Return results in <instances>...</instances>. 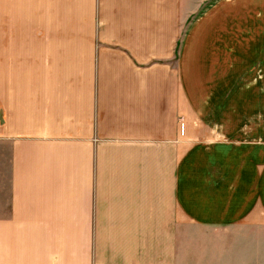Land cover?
Listing matches in <instances>:
<instances>
[{
  "label": "crops",
  "instance_id": "1",
  "mask_svg": "<svg viewBox=\"0 0 264 264\" xmlns=\"http://www.w3.org/2000/svg\"><path fill=\"white\" fill-rule=\"evenodd\" d=\"M262 14L0 0V264H264V142L235 141L264 129L234 91Z\"/></svg>",
  "mask_w": 264,
  "mask_h": 264
},
{
  "label": "rangeland",
  "instance_id": "2",
  "mask_svg": "<svg viewBox=\"0 0 264 264\" xmlns=\"http://www.w3.org/2000/svg\"><path fill=\"white\" fill-rule=\"evenodd\" d=\"M225 1H227V0H225ZM252 4L254 6H256V4H254V3H252ZM255 15L256 14H253V18L256 19ZM261 18H264L263 14H262ZM262 24H261V26H257V25L252 26V31H254L253 29L255 28V32L260 33L261 36H263L264 35V25H262ZM256 28H258V29H256ZM241 84H244L245 86H247L249 88L245 87V89H244V88L239 87V85H241ZM235 85H236V88L234 91H235V113H236V117H239V118L244 117V114H243V112H244L245 117L247 116V118H246L247 120L245 122H247L246 124L250 125L251 129L258 127L259 125L261 126V129H264V70L262 68H261V70H259V66L257 65L254 68V70L249 72V73H237L235 75ZM252 86H254V87H252ZM209 91L210 90H208V92ZM226 92H227V90L219 89L218 90V96L219 97L220 96L226 97ZM213 95H216V93H213ZM243 97L245 98L244 102H240V101H243ZM207 102L209 104L203 105V111L204 112H207V111L212 112L213 109L215 111L214 105H211L212 102L209 98L206 101V103ZM240 120L241 119L236 120V121H240ZM238 124H243V122H240ZM244 139H250V142L252 145L258 144L257 142L259 140L264 142V140L262 138L260 139L258 137H253V136H251L249 138H242V137L237 138L236 137L235 141H244Z\"/></svg>",
  "mask_w": 264,
  "mask_h": 264
},
{
  "label": "built area",
  "instance_id": "3",
  "mask_svg": "<svg viewBox=\"0 0 264 264\" xmlns=\"http://www.w3.org/2000/svg\"><path fill=\"white\" fill-rule=\"evenodd\" d=\"M181 133H184V122L180 124Z\"/></svg>",
  "mask_w": 264,
  "mask_h": 264
}]
</instances>
